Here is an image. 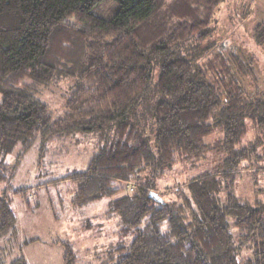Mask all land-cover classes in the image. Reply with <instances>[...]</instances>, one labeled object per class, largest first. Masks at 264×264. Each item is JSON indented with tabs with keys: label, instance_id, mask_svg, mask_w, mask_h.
<instances>
[{
	"label": "trees",
	"instance_id": "trees-1",
	"mask_svg": "<svg viewBox=\"0 0 264 264\" xmlns=\"http://www.w3.org/2000/svg\"><path fill=\"white\" fill-rule=\"evenodd\" d=\"M223 1L0 0V154L23 143L14 164L0 155L8 179L37 140L44 150L114 132L72 174L76 231L105 238L87 264H264V97L242 83L252 62L225 41L192 55ZM253 35L264 47V21ZM63 79L72 82L56 114L37 93ZM217 152L214 167L160 192L177 165ZM28 189L0 190V239L20 232L13 196ZM62 246L63 264H78ZM21 249L9 264H29Z\"/></svg>",
	"mask_w": 264,
	"mask_h": 264
},
{
	"label": "rangeland",
	"instance_id": "rangeland-1",
	"mask_svg": "<svg viewBox=\"0 0 264 264\" xmlns=\"http://www.w3.org/2000/svg\"><path fill=\"white\" fill-rule=\"evenodd\" d=\"M214 15L212 31L194 51L192 50L193 58H200L199 51L213 41L219 44L225 41L226 47L223 49L229 53L235 52L233 49L235 50L236 46L239 55L252 62V72L242 79L245 91L264 97V47L256 43L253 35L256 25L264 21V0H224ZM158 74V70H155L153 87L157 84ZM57 82L40 86L41 90L37 93L56 114L64 109L72 79ZM77 137L78 140L65 137L48 143L44 150L41 141L37 140L24 151L12 179H8L11 168L3 169L0 165V190L7 188L11 194L14 189L30 188L26 193L13 196L12 208L17 216L20 232L17 237L9 234V237L0 239L3 264H9L18 256L21 248L29 264H63L62 241H70L79 253L78 264H87L93 258L95 247L105 240L89 237L91 235L86 237L84 231H76L72 221H80L82 218L71 220L72 214L78 215L72 205L77 190L72 174L86 169L94 152L109 143L114 137V132L111 130L105 135ZM22 151L23 143L17 141L11 143L4 155H0L4 162L14 164ZM261 151L264 153V148ZM222 156L221 152H217L213 155V160L190 169L177 165L158 180L160 192H165L177 182L185 181L192 174L214 167ZM261 163L264 166V160ZM258 180L264 184V175L259 174ZM250 183L252 185L247 178L240 179L238 192H250ZM165 197L168 198V195ZM91 210L85 215H91ZM35 238L36 241L29 242ZM87 247L91 248V253H86Z\"/></svg>",
	"mask_w": 264,
	"mask_h": 264
},
{
	"label": "built area",
	"instance_id": "built-area-1",
	"mask_svg": "<svg viewBox=\"0 0 264 264\" xmlns=\"http://www.w3.org/2000/svg\"><path fill=\"white\" fill-rule=\"evenodd\" d=\"M131 190H133V188H131Z\"/></svg>",
	"mask_w": 264,
	"mask_h": 264
}]
</instances>
